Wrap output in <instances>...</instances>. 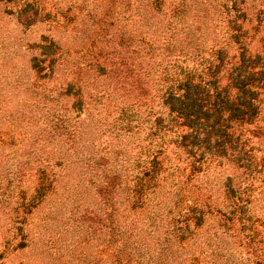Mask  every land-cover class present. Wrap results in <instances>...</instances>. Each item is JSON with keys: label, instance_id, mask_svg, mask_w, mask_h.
I'll use <instances>...</instances> for the list:
<instances>
[{"label": "trees", "instance_id": "obj_1", "mask_svg": "<svg viewBox=\"0 0 264 264\" xmlns=\"http://www.w3.org/2000/svg\"><path fill=\"white\" fill-rule=\"evenodd\" d=\"M222 4H112L120 9V23L128 22L120 44L131 59L122 58L116 69L114 80L129 97L115 107L108 138L97 129L96 140L87 138L81 123L59 106L54 85L32 91L50 104L42 119L49 123H0V207L16 216L18 232L26 234L27 219L41 206L48 207L44 219L29 223L35 231L45 229L66 202L73 212L83 208L84 195L93 190L99 198L98 231L106 238L100 244L106 245L86 264H231L217 246L204 241V249L192 241L213 215L235 231L248 264H264V149L254 148L255 142L264 146V29L256 20L250 24L242 9L245 0H225L221 9ZM194 6L213 16L222 11L221 41L208 40L207 16L198 11L191 17ZM110 13L102 15L101 24L111 23ZM95 17L100 16L89 19ZM80 82L67 83L61 92L76 100L74 106L82 104L90 87ZM93 98L101 106L89 95ZM38 125L46 136L34 140L32 127ZM225 171L231 176L223 181L220 203L210 189L192 186L200 176ZM190 186L195 196L187 191ZM80 214L87 218V210ZM134 238H144L145 257L137 258L141 252ZM185 247L195 249L186 254Z\"/></svg>", "mask_w": 264, "mask_h": 264}, {"label": "rangeland", "instance_id": "obj_2", "mask_svg": "<svg viewBox=\"0 0 264 264\" xmlns=\"http://www.w3.org/2000/svg\"><path fill=\"white\" fill-rule=\"evenodd\" d=\"M224 1L208 0L212 8L223 3L221 9ZM118 3H121V0H0V123H49L42 119L50 104L39 100L40 97H36L32 91L37 89L42 92L46 89L44 86L53 89L54 85V96L58 95L59 106L69 112L73 121L81 123V129L85 131L87 138L96 140V135L93 134L96 129V132L105 134L104 137H109V124L114 123L116 118L115 107L129 97V90L120 88V81L114 80L121 59H124V63L131 59L127 48L120 44L122 38L125 40L124 35L128 30L124 23L128 22L120 23L122 19L116 15L120 9L115 7ZM196 6L190 12L191 17L198 11L199 14L205 12L204 7L198 9ZM242 9L250 24L256 20L260 22L261 29H264V0H245ZM206 10L210 11L207 8ZM110 12L113 13L109 18L111 23L107 21L101 24L102 15H108ZM220 13L213 16L211 12H205V29L209 41L213 38L221 41L222 32L226 30L223 21L226 17L222 11ZM94 14L100 17L89 19ZM126 16L127 14L124 17ZM163 20L158 18L161 23ZM177 59L185 60L183 57ZM51 72L54 74L50 75ZM76 79L81 81L80 83L90 85L85 90L80 106H74L75 99L61 95L66 84L75 82ZM102 91H108V100L106 93H101ZM89 95L98 97L101 106H95L94 98L89 99ZM86 109L91 110L92 116L88 115ZM43 128V125L33 126L30 137L38 140L40 136H46L47 131ZM103 141L105 140L102 139L101 142ZM101 142L97 145H101ZM111 144L114 147L117 143L113 140ZM255 147L264 149V146L257 142ZM218 174L200 176L192 186L199 190L210 189L211 193L216 195L212 199H217V203H220L225 195L223 181L225 177L231 176V173L225 171ZM64 178L66 181L67 178ZM187 191L191 197L195 196V189L191 186ZM60 194L63 192L60 191ZM12 202L15 203L16 198ZM98 202V194L91 190L84 195L80 205L84 206L83 208L79 207L73 212V207L66 202L62 212L56 215L52 222L49 220L50 224H47L45 229L35 231L32 224L36 222V226L39 218H43L48 209L41 206L27 219L24 226L26 234L18 232L16 216L11 217L8 213L6 215L0 207L3 212L0 211V264H86L89 257L99 254L102 245H106L100 244L106 238L98 231ZM84 210H87L88 215L82 220L80 213ZM234 236L235 231L226 230L223 223L213 215L205 218L196 240L192 241L201 244L204 249V241L209 243L211 248L217 246V253L222 250L230 255L227 258L231 264H248L246 253ZM132 242L141 252L137 258L145 257L147 244L144 245V238H134ZM194 249L185 247L183 253L188 254ZM55 252L63 257L58 261L54 258V262L52 254Z\"/></svg>", "mask_w": 264, "mask_h": 264}]
</instances>
